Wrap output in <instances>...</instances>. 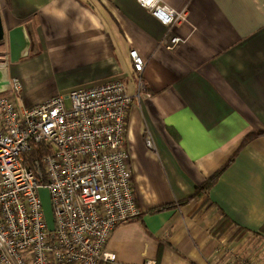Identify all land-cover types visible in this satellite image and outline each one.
Wrapping results in <instances>:
<instances>
[{"label": "crops", "instance_id": "0c3cea01", "mask_svg": "<svg viewBox=\"0 0 264 264\" xmlns=\"http://www.w3.org/2000/svg\"><path fill=\"white\" fill-rule=\"evenodd\" d=\"M161 2L186 17L165 25L139 0H0L6 31L24 25L31 39L27 56L9 57L16 102L112 80L133 96L126 146L141 214L111 234L103 264H264V0Z\"/></svg>", "mask_w": 264, "mask_h": 264}, {"label": "built area", "instance_id": "2783aa9c", "mask_svg": "<svg viewBox=\"0 0 264 264\" xmlns=\"http://www.w3.org/2000/svg\"><path fill=\"white\" fill-rule=\"evenodd\" d=\"M139 3L165 25L186 17L185 10L161 0ZM137 51L129 53L143 74L146 61ZM8 62L9 53L0 54V66ZM21 82L14 78L11 89L0 94V264L114 260L106 248L111 234L141 214L126 146L133 96L122 80H112L20 106L15 98ZM153 141L149 133L145 143L153 148ZM44 188L53 229L43 205Z\"/></svg>", "mask_w": 264, "mask_h": 264}, {"label": "water", "instance_id": "95a60500", "mask_svg": "<svg viewBox=\"0 0 264 264\" xmlns=\"http://www.w3.org/2000/svg\"><path fill=\"white\" fill-rule=\"evenodd\" d=\"M1 12H0V44L6 40V36L9 41L10 48V62H18L19 59L23 56H27L29 54V49L31 47V39L26 31V27L24 25H19L14 27L11 30L6 31ZM8 65L0 66V94L8 92L11 89V77L9 73ZM43 205L46 212V218L50 229L54 227V216L51 206L50 194L48 189L44 188L41 190Z\"/></svg>", "mask_w": 264, "mask_h": 264}, {"label": "trees", "instance_id": "16d2710c", "mask_svg": "<svg viewBox=\"0 0 264 264\" xmlns=\"http://www.w3.org/2000/svg\"><path fill=\"white\" fill-rule=\"evenodd\" d=\"M231 161H232V159H231ZM231 161H229L227 164H224L225 166H223V168H221L214 175H212L211 178H208V180L203 185H201V186H199L197 188V190L195 191V193H208L207 191H209V189L211 188V186L216 182V180H217L216 178L219 177V175L222 173V171L224 170V168L227 167V165L229 163H231Z\"/></svg>", "mask_w": 264, "mask_h": 264}, {"label": "rangeland", "instance_id": "374dc122", "mask_svg": "<svg viewBox=\"0 0 264 264\" xmlns=\"http://www.w3.org/2000/svg\"><path fill=\"white\" fill-rule=\"evenodd\" d=\"M2 52L0 51V54H1Z\"/></svg>", "mask_w": 264, "mask_h": 264}]
</instances>
